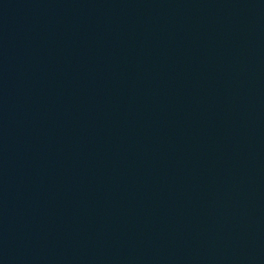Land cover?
<instances>
[{
	"label": "water",
	"instance_id": "water-1",
	"mask_svg": "<svg viewBox=\"0 0 264 264\" xmlns=\"http://www.w3.org/2000/svg\"><path fill=\"white\" fill-rule=\"evenodd\" d=\"M0 264H264V0H0Z\"/></svg>",
	"mask_w": 264,
	"mask_h": 264
}]
</instances>
